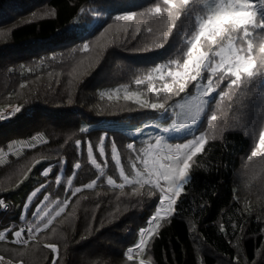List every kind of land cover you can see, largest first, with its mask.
Masks as SVG:
<instances>
[{"label": "trees", "instance_id": "obj_1", "mask_svg": "<svg viewBox=\"0 0 264 264\" xmlns=\"http://www.w3.org/2000/svg\"><path fill=\"white\" fill-rule=\"evenodd\" d=\"M153 3L0 0V107L22 108L10 118L0 119V145L39 132L48 137L46 143L27 149L22 157L0 167V195L9 204L7 211H0V226L13 229L26 219L15 213L6 191L39 159L42 164L38 173L47 166L52 168L43 176V180L48 179L42 190L61 201L70 199L65 212L39 234L38 243L30 242L25 248L11 239L0 241V255L13 264H52L54 257L58 264H138L139 258L149 264H264V159L247 161L252 134L258 135L264 121V85L260 83L237 95L230 111L225 102L222 138L217 132L218 138L210 140L205 152L195 158L198 165L193 166V180L185 186L175 213L161 220L146 251L133 261L126 259L125 250L137 242V230L148 225L159 192L153 190L149 195L145 186L143 195H131L130 187H111L106 177L94 189H84L76 196L68 190L69 178L73 188L97 179L98 171L88 160L89 144L98 163L103 166L107 161L106 176L120 183L111 159L114 141L126 174L132 175L129 157L135 159V153L126 146L133 143L139 150L143 143L109 124L144 121L159 112L125 101L122 86L146 93L147 82L137 86L135 78L175 58L183 33L170 37L159 48L154 20L145 18L141 23L137 17L125 22L115 17L127 11L142 12ZM109 25L112 28L101 37ZM121 26L128 32L118 33L116 39L114 34ZM148 27L153 33L147 31ZM86 43L90 45L88 52L82 50ZM146 46L152 50L141 51ZM154 83L159 87L162 82ZM116 89L121 90L111 100L108 95L102 97ZM192 89L189 85L188 92ZM180 96H174L168 104ZM145 98L156 99L153 93ZM83 124L89 127L82 132ZM206 126V120H202L198 130L203 132ZM102 136L106 137L103 158L99 155ZM77 162L81 168L73 176ZM61 164L63 181L54 184ZM138 167L142 166L138 163ZM45 243L57 244L58 253L45 248Z\"/></svg>", "mask_w": 264, "mask_h": 264}, {"label": "snow or ice", "instance_id": "obj_2", "mask_svg": "<svg viewBox=\"0 0 264 264\" xmlns=\"http://www.w3.org/2000/svg\"><path fill=\"white\" fill-rule=\"evenodd\" d=\"M81 11H84L81 9ZM54 14V13H49ZM140 17L143 23L145 18L154 20L158 24L156 45L163 48L170 37L181 33V42L178 54L162 64H156L150 68L141 78L134 80L137 86L147 82L146 93L140 91H128L124 89L123 99L133 101L141 109H151L161 114H167L170 108L175 119L164 132L180 131L186 127L197 125L206 120V129L186 139L183 143H169L164 136L157 135L151 141L146 142L139 150L133 143L126 147L135 153V159L129 157L132 175L126 174L121 164V157L115 142L111 144V159L118 170L120 183L112 176H106L105 168L107 161L102 166L97 162L93 153V146L88 145L87 155L91 165L97 169V179L82 187H72L71 178L67 180L68 190L76 196L84 189H94L101 178L106 177L107 185L123 190L126 186L132 189L131 195H143L142 189L149 188V195L154 191L159 192V204L155 214L149 219L148 226L141 229L138 243L125 253L128 261L138 258L148 247L150 239L157 233L160 221L173 215L176 211L178 199L185 190V186L192 182V170L198 165L195 159L198 154L204 153L210 140L218 138L217 132L222 133L221 121L224 119L223 108L227 101L229 111L232 102L237 95L242 94L249 86L260 83L264 85V0H154V3L142 12L127 11L115 17L116 21L131 22ZM112 28L109 25L100 36ZM151 34L153 29L148 27ZM126 26L118 27L114 37L119 38L118 33H127ZM139 32V26H137ZM257 37L259 40L257 41ZM89 44L83 45V51L88 52ZM146 46L141 51H150ZM75 71V69H73ZM161 81L157 87L154 81ZM226 82V84H225ZM221 84H225L221 88ZM189 85L194 88V93L188 95ZM25 85H21L24 87ZM121 89L113 90L108 95L111 100L113 95ZM147 93H153L155 100L145 98ZM185 93V97L174 105L168 101L174 96ZM163 96V100H161ZM119 97L117 96V99ZM22 108L17 106L11 109V113H19ZM4 117L0 115V119ZM81 131H86L82 128ZM106 137L102 136L99 143V155L105 157ZM252 147L247 161L254 158L264 159V121L261 122L260 130L252 134ZM77 146L80 141H76ZM35 147V145H33ZM39 161H37L38 163ZM141 165L142 167H138ZM81 168L77 162L74 166L73 176L76 170ZM51 169L45 170L42 175L47 176ZM56 183H62L59 176ZM46 185L41 184L28 197L24 205L28 209L37 194ZM70 199L55 202L45 195L36 211L32 213L38 222H30L27 228L12 230L11 228L0 231V241L6 240V234L13 237L14 244L27 248L30 242H37L39 234L49 229L57 217L65 212ZM3 204V201H0ZM54 204V207H49ZM21 219H24L21 216ZM223 230V229H222ZM53 233L55 229H52ZM45 248L52 253H58V245L45 243ZM5 257L0 255V264H4ZM7 264H12L9 260ZM22 264V262H21ZM52 264H58L56 257ZM138 264H145L143 258L138 259Z\"/></svg>", "mask_w": 264, "mask_h": 264}, {"label": "rangeland", "instance_id": "obj_3", "mask_svg": "<svg viewBox=\"0 0 264 264\" xmlns=\"http://www.w3.org/2000/svg\"><path fill=\"white\" fill-rule=\"evenodd\" d=\"M194 93V88L188 92V95H191ZM185 97V93L181 95L179 98L174 100L171 105H174L176 102L180 101L181 98ZM16 107L15 105H10V106H3L0 107V115H2L4 118H10L13 114L11 113V109ZM175 119V116L173 114L172 109L170 108L169 112L167 114H161L159 113L155 118L148 119V120H139V121H122L121 123L115 122V123H110L109 126L124 129L126 133L131 136L132 140L137 139L138 141H141L143 143V147L145 146L146 142L151 141L155 136L161 135L164 136L165 139L169 143H183L185 142L186 139H191L193 135L199 134L198 130V124L195 126L191 127H186L184 129H181L180 131H169V132H164L163 128L168 127L172 124L173 120ZM117 123V124H116ZM83 128L89 127V125L83 124ZM104 135V134H103ZM37 161H39L37 163ZM31 168L25 173V175L12 187L7 189V194L9 198L11 199V202L13 203V209L15 213H19V218L21 219V216L24 217V221L21 222L18 226L13 228L12 230H18L20 226H25L26 228L29 226L30 222H38L37 218L32 215L33 212L36 211L37 205L41 204V201H43V198L45 195H49L50 200L55 202L59 199L53 197L51 194L46 193L45 191L41 190L40 193L37 194V197L34 198L32 204L29 206L28 209L24 208L25 203L27 202V197L37 188L40 187L41 184L45 185L46 181L48 178L45 177L43 180L42 173L47 170L52 168L50 166L45 167L44 169H41V171L38 173L37 169L41 167L40 165L42 164V159L37 160ZM249 167V172L253 174V170L250 166ZM62 169V164L59 166V172L58 176L62 179L63 178V172H61ZM52 172V171H51ZM50 172V173H51ZM49 173V174H50ZM63 181V180H62ZM53 184V182H52ZM54 184H57L56 182ZM50 189L53 188V186L50 184L49 186ZM62 188L59 187L58 190L54 188V192H59V190ZM61 201V200H60ZM159 204V201L157 203V206ZM54 204H49V207H54ZM156 211V209H155ZM155 211L152 213V215L148 218L149 219L155 214ZM10 215V214H9ZM161 222V221H160ZM148 226V225H147ZM146 226V227H147ZM8 226H0V231H4L7 229ZM143 228H139L137 230V242L132 246L134 247L138 241H139V233L140 230ZM11 239L13 240V237L11 235L6 234V240ZM128 247L125 250L126 251L129 248ZM12 253V251H6L5 254ZM9 260L5 259L4 264H7ZM13 264V263H12ZM145 264H149L148 262H145Z\"/></svg>", "mask_w": 264, "mask_h": 264}, {"label": "built area", "instance_id": "obj_4", "mask_svg": "<svg viewBox=\"0 0 264 264\" xmlns=\"http://www.w3.org/2000/svg\"><path fill=\"white\" fill-rule=\"evenodd\" d=\"M47 141L48 137L43 132L31 136H19L10 139L6 144L0 145V167L9 164L13 159L22 157L27 149L33 148V145L36 147ZM0 201H3V204H0V211H7L9 204L4 195H0ZM20 228L26 227L23 225Z\"/></svg>", "mask_w": 264, "mask_h": 264}]
</instances>
